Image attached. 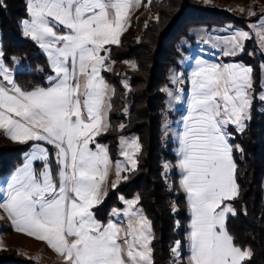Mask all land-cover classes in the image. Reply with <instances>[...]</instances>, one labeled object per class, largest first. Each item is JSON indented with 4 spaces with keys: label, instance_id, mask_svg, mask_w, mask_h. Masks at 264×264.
Returning <instances> with one entry per match:
<instances>
[{
    "label": "snow or ice",
    "instance_id": "obj_1",
    "mask_svg": "<svg viewBox=\"0 0 264 264\" xmlns=\"http://www.w3.org/2000/svg\"><path fill=\"white\" fill-rule=\"evenodd\" d=\"M138 2L27 0L31 19L23 21L24 33L47 52L56 74L49 78L56 82L48 88L21 89L5 67L0 49V77L6 82H0V129L14 142L53 146L59 166L54 178L47 148L34 143L26 163L7 182L0 207L16 231L47 242L65 264H154L151 221L142 210L132 209L139 197L125 201L126 227L111 220L103 225L91 211L99 202L110 163L106 147L96 144L95 151L89 147L109 127L106 109H111L105 99L110 86L99 76L105 57L99 53L108 51L105 45L119 44L127 14ZM249 28L251 32L236 30L223 40L224 55H237L253 39L264 50V18ZM251 72V67L234 63L201 64L192 72L190 115L180 138L179 165L184 174L181 187L192 212L189 264H244L253 255L251 248L237 246L226 230V217L235 215V209L221 207L239 194L226 128L231 124L243 132L245 121L251 119L252 98L247 91L252 87ZM259 99L264 101V94ZM121 146V154L135 169L141 150L138 138H121ZM36 160L45 162L40 172L33 167ZM123 167L117 164L118 178ZM173 254L178 260L179 242Z\"/></svg>",
    "mask_w": 264,
    "mask_h": 264
},
{
    "label": "trees",
    "instance_id": "obj_2",
    "mask_svg": "<svg viewBox=\"0 0 264 264\" xmlns=\"http://www.w3.org/2000/svg\"><path fill=\"white\" fill-rule=\"evenodd\" d=\"M23 1L0 0L5 54L19 57L22 65L49 72L48 59L36 44L19 33V21L26 14ZM143 4V11L134 21L138 37L126 45L112 47L107 61L135 64V69L127 73L129 90L116 74L103 72L115 91L110 101V123L116 132L105 133V142L112 140L114 145L117 136L135 134L141 151L135 170L108 193L96 211L108 217L119 196L139 197V207L151 221L153 262L170 264L177 241L186 251L189 212L175 168L169 173L165 168V163L175 166L176 156L172 141L163 145V88L171 69L177 66L180 41L191 28H212L226 23L244 27L246 20L218 6L199 5L197 0H143ZM248 42L245 53L234 60L253 65L256 89L251 119L245 130L232 141L236 146L233 158L239 194L231 200L236 214L226 217L225 227L237 246L251 248L253 255L244 264H264V114L260 111L263 102L257 97L259 68L248 54L251 49ZM16 80L24 89L46 85L44 76L36 72L19 71ZM24 148L0 146V177L22 163ZM0 264L25 263L15 255L0 259Z\"/></svg>",
    "mask_w": 264,
    "mask_h": 264
},
{
    "label": "rangeland",
    "instance_id": "obj_3",
    "mask_svg": "<svg viewBox=\"0 0 264 264\" xmlns=\"http://www.w3.org/2000/svg\"><path fill=\"white\" fill-rule=\"evenodd\" d=\"M23 2L25 4L24 7L26 14L19 21V33L21 34V36L25 37L26 39H29L31 42L37 45V47L41 50V53L48 59L50 71L45 72L41 68H32L28 65L27 66L22 65L21 64L22 60L19 57L6 55L3 48L2 27L0 26V49H2L4 52V57H3L4 65L10 70L15 80V83L21 89L25 91H31L38 87L48 88L51 86V84H54L56 82L54 79L50 81L49 78L55 77L56 74L52 70L51 61L47 55V52L40 47L37 41H34L30 36L25 35L24 33L23 21L30 20L31 17L29 16L28 13L27 0H24ZM207 2L208 0H197V4L199 5L207 4L206 6H218L220 8H223L233 13L234 15L245 19L246 24L244 27L233 23H226L223 24L224 26L220 25L223 26L222 28H217L220 26H215L212 28L209 27L191 28L188 32V35L180 41V45H179L180 55L177 59V66L171 69L168 82L163 88V91L165 93V110L163 113V145L166 146L172 141L174 144V154L176 156L175 166H172L169 163H165V165L168 166L166 170L169 173L171 170L175 168L179 176L180 188L185 193L186 199H187V193L181 187V180L183 179L184 174L179 166L180 161L182 159V156L180 154V149H181L180 138L184 132L185 123L190 115L189 102L191 100V93H192V84H191L192 72L195 71L201 64L224 65V64L234 63V64H242L246 67H251L252 72L250 74V78L252 81V87L247 89L249 95L252 98L251 109H250L251 112L254 101L253 98L254 92L256 89L255 87L256 78L254 77V71H253L254 67H252L253 65L247 64L243 61L234 60L239 55L245 53V46L247 41L244 44V50L242 52L234 56L233 55L226 56L223 54L224 52L223 40L231 36L236 30H246L251 32L249 25L253 23H259L260 20L264 18V0H211V2H214L215 5H209ZM218 2L225 3L226 7L221 5H216L218 4ZM143 8H144L143 0H139L138 3L134 4V6L129 10L127 14V18H126L127 23L125 24L124 30L121 32V35L119 37V44L105 45L104 48L107 49L108 51L102 50L99 53L100 56L105 57L104 67L101 68L99 72V76L102 77L103 80L110 86V90L105 97L107 103H110L111 101V98L114 94L111 91V89L114 88L109 84V82L103 76V72L107 71L116 74L117 77L121 79L124 88H125V84H127L128 88H126V90L127 89L129 90L130 80L128 79L127 73L130 70L133 71L135 69V67H133V65L135 64L132 62L118 63L112 61L107 63L110 56L109 54L110 50L112 47L115 46L126 45L132 39L138 37V30L134 25V21H136L137 17L143 11ZM241 9H243V11H241ZM252 11H255V15H251ZM249 41L250 42L248 43L251 49L248 52V54H250V56L253 57L254 59L253 62L257 64L260 73L258 80L259 92L257 94L258 100H260L259 99L260 95L264 94V60H263L264 50H261L258 47V42L255 39ZM198 53H201V55H198ZM9 61H11V63H9ZM19 71L36 72L37 74L44 76L46 85L38 86L33 89H24L22 86L18 84L16 80V74ZM80 79L83 81L84 78L81 77ZM0 82L6 83L2 80V77H0ZM84 90L85 89L82 84L80 89L81 94L84 92ZM169 93H171V95H169ZM262 102L263 105L260 107V111L262 114H264V101ZM110 111L106 109V119L109 123V127L104 129L101 132V134L96 136L94 138V141L89 144V147L92 148L94 151L96 150L95 148L96 144L103 145L104 147H106L108 156L110 158L108 175L105 177V179L101 184V196L99 202L91 209V211L94 213L95 219L103 225H106L111 220L114 223H120L126 227L128 218L123 214L125 211L129 210V206L125 203V201H132L135 200L136 198H125L122 195L119 196L117 198V201L115 202L113 209H111L110 215L108 217H105L103 212L97 213L96 211V208L101 205V203L104 201L108 193L111 190H114L117 186H119V184L126 179L125 177H127L128 174H130L133 170H135L132 168L131 164L128 163L127 158L121 154L122 152L121 138H124V140L126 141H130L133 138H138L135 134H129L126 136L125 135L117 136V138H114L115 140L114 145L111 144L112 140H109L110 143L105 142L104 139L105 133L111 131V133L114 134L116 132L113 131L114 128L110 123ZM248 121L249 120L245 121L246 126ZM226 131L227 133L230 134L228 142L229 144L232 145V159L234 161L233 150L236 148V146L232 142L233 137L237 136L238 134H241L242 132H238L236 130V126L231 124L227 126ZM34 143H40L41 146L47 148L49 153L48 164L51 166L53 176L55 178L59 166L56 163V159L54 155L56 150L53 146L48 145L44 142H32V141H29L27 143L14 142L13 140L7 137L3 129H0L1 147H5V146L26 147L22 150V163L17 167H15L9 174L0 177V204H3V202L6 200L4 189L7 186V182L10 180L11 176L19 168L23 167V165L26 163L27 156L30 154L34 146ZM138 143L140 144L139 138H138ZM112 148L115 149L112 150ZM139 153L140 152L136 153L135 156L136 159ZM118 163L124 165V167L120 170L119 178L116 175ZM44 164H45L44 161H40V160L33 161V167L37 172L43 170ZM113 185H115V187H113ZM263 191H264V183H263ZM187 203H188V199H187ZM224 205H231V200H225L222 203L221 207H223ZM132 209L141 210L138 202L132 206ZM217 211H219V209H217ZM188 212H189V224H188L189 228L186 236V240H187L186 251H183L181 242L177 241L179 242V259L177 260V258L173 254L170 264H189V257L191 255V252H190V241L188 237L191 231L190 225L192 222V212L189 204H188ZM143 215L146 216L144 213ZM151 235H152V229H151ZM124 236H125V232L121 231L120 233L121 242ZM152 239L150 240V247L152 244ZM177 242L175 243L174 247L177 245ZM15 255L17 256V258L21 259L25 264H65L64 259L58 253H56L47 244V242L42 240H37L36 238L29 236L23 232L16 231L12 223V220L9 218L8 213L5 211L3 207H0V259Z\"/></svg>",
    "mask_w": 264,
    "mask_h": 264
},
{
    "label": "crops",
    "instance_id": "obj_4",
    "mask_svg": "<svg viewBox=\"0 0 264 264\" xmlns=\"http://www.w3.org/2000/svg\"><path fill=\"white\" fill-rule=\"evenodd\" d=\"M210 1V2H209ZM209 5H215V3L214 2H211V0H208V2H207ZM207 5V4H206ZM216 5H221V6H224V7H226L225 6V3H220V2H218V4H216ZM224 26V25H223ZM223 26H220V27H217V28H222ZM206 28V27H205ZM198 55H201V53H198Z\"/></svg>",
    "mask_w": 264,
    "mask_h": 264
}]
</instances>
